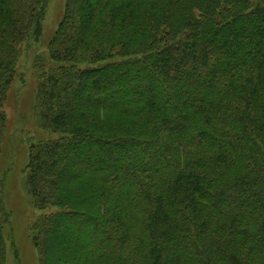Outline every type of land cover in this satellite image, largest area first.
<instances>
[{
	"label": "trees",
	"instance_id": "trees-1",
	"mask_svg": "<svg viewBox=\"0 0 264 264\" xmlns=\"http://www.w3.org/2000/svg\"><path fill=\"white\" fill-rule=\"evenodd\" d=\"M49 0H0L3 111ZM43 59V58H42ZM40 60V264H264V0H67ZM0 171V264H7ZM83 234L86 235L83 237Z\"/></svg>",
	"mask_w": 264,
	"mask_h": 264
},
{
	"label": "rangeland",
	"instance_id": "rangeland-1",
	"mask_svg": "<svg viewBox=\"0 0 264 264\" xmlns=\"http://www.w3.org/2000/svg\"><path fill=\"white\" fill-rule=\"evenodd\" d=\"M66 3L67 0L47 2L42 34L22 48L15 79L3 107L6 133L0 155V171L4 180V206L10 217L4 226L7 264H40L34 247V227L43 215L52 211H41L35 207L28 194L27 179L32 140H54L60 136L39 127L36 105L41 84L39 61L42 60L44 65L48 62L50 41L63 21Z\"/></svg>",
	"mask_w": 264,
	"mask_h": 264
}]
</instances>
